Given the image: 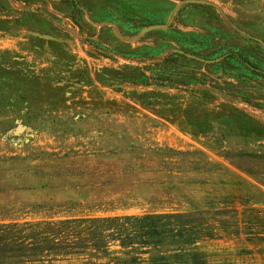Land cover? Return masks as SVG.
<instances>
[{
    "label": "rangeland",
    "instance_id": "374dc122",
    "mask_svg": "<svg viewBox=\"0 0 264 264\" xmlns=\"http://www.w3.org/2000/svg\"><path fill=\"white\" fill-rule=\"evenodd\" d=\"M262 160L264 0H0V222L236 208L264 264Z\"/></svg>",
    "mask_w": 264,
    "mask_h": 264
},
{
    "label": "trees",
    "instance_id": "16d2710c",
    "mask_svg": "<svg viewBox=\"0 0 264 264\" xmlns=\"http://www.w3.org/2000/svg\"><path fill=\"white\" fill-rule=\"evenodd\" d=\"M261 162L255 167L264 175ZM42 209L41 219L0 222V264H252L236 260L248 249L205 245L243 233L236 208L106 216L81 203Z\"/></svg>",
    "mask_w": 264,
    "mask_h": 264
},
{
    "label": "water",
    "instance_id": "95a60500",
    "mask_svg": "<svg viewBox=\"0 0 264 264\" xmlns=\"http://www.w3.org/2000/svg\"><path fill=\"white\" fill-rule=\"evenodd\" d=\"M36 34H38V35L42 36V34H40V33H36Z\"/></svg>",
    "mask_w": 264,
    "mask_h": 264
}]
</instances>
